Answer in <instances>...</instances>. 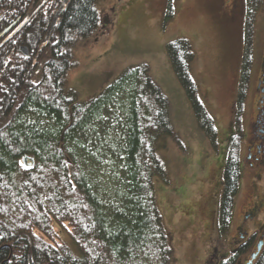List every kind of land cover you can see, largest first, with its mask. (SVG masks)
Segmentation results:
<instances>
[{
    "label": "trees",
    "instance_id": "obj_1",
    "mask_svg": "<svg viewBox=\"0 0 264 264\" xmlns=\"http://www.w3.org/2000/svg\"><path fill=\"white\" fill-rule=\"evenodd\" d=\"M95 1H68L48 52L36 53L33 58L32 53L28 58L15 52L3 53V59L9 55L14 65L4 64L3 76L11 80L1 86L0 95V244L7 243L2 245L4 255L14 244L18 251L15 260H6L8 264H169L171 260L173 251L152 182L153 175L166 179L163 162L155 152L157 139L162 135L175 138L166 94L142 62L122 68L86 100L78 99L76 90L66 86L69 72L78 65L75 40L91 36L99 25ZM261 3L245 0L236 130L228 139L216 207L220 236L229 229L238 187L241 135L237 126L252 63L253 25ZM165 46L198 126L215 148L213 119L198 98L189 71L193 58L190 43L179 37ZM113 101L121 113L117 124L121 133L117 145L99 152L105 158L120 159L122 183L108 206L93 188L71 139ZM27 108L46 118L49 125L23 123L21 116ZM262 123L264 111L257 107L250 137ZM53 219L70 227L71 244L53 243ZM254 235L238 242L218 264H235L248 252L247 261L255 249L250 250ZM250 264H264V239Z\"/></svg>",
    "mask_w": 264,
    "mask_h": 264
},
{
    "label": "rangeland",
    "instance_id": "obj_2",
    "mask_svg": "<svg viewBox=\"0 0 264 264\" xmlns=\"http://www.w3.org/2000/svg\"><path fill=\"white\" fill-rule=\"evenodd\" d=\"M95 7L99 25L91 36L75 40L78 65L69 72L66 86L76 90L78 99L86 100L122 68L142 62L166 94L175 138L162 135L157 139L155 152L163 162L166 179L153 175L152 182L173 251L169 264H218L243 241L238 236L240 231L248 237L255 233L252 250L259 238L264 239V155L258 162L249 153L251 125L260 106L257 87L264 61V0L255 15L252 63L237 126L241 135L238 187L229 229L222 236L217 234L216 207L228 139L236 130L235 97L245 0H96ZM179 37L189 41L193 52L189 71L198 98L213 119L215 148L199 128L166 52L165 44ZM120 115L113 101L71 139L93 188L108 206L122 183V165L119 158H105L99 149L117 145ZM21 118L28 125H49L46 118L30 108ZM260 127L255 129V136ZM251 206L252 213L246 214ZM52 228L53 243L71 244L66 222L53 219ZM247 255L248 252L239 256L235 264H243Z\"/></svg>",
    "mask_w": 264,
    "mask_h": 264
},
{
    "label": "flooded vegetation",
    "instance_id": "obj_3",
    "mask_svg": "<svg viewBox=\"0 0 264 264\" xmlns=\"http://www.w3.org/2000/svg\"><path fill=\"white\" fill-rule=\"evenodd\" d=\"M61 0H0V95L2 93L1 86L7 84L10 77L3 76L4 64L9 67H14L13 62L10 61V56L6 55L3 59V53H17L18 56L24 55L26 58L32 53V58L36 53L48 52V47L52 42V35L57 22L60 19L61 13L67 5L66 2L63 9L58 14L57 20L50 28L48 37L44 44L41 42L49 29V25L53 14L58 7ZM26 50V54L23 52ZM41 64V59L38 60V66ZM260 82L258 83V93H260L258 104L260 110L264 111V74L260 73ZM258 107V106H257ZM257 110V109H256ZM262 123L259 133L250 137L249 149L250 153L254 154L257 161L260 162L264 155V139L261 129L264 127ZM254 147V149H253ZM253 207H249L246 214L252 213ZM245 234V235H244ZM263 235V234H261ZM238 236L244 241L248 238L246 232L240 231ZM7 245L3 242L0 244V264H8L6 260L13 257L15 260L18 256V251L13 245L12 248L7 249L4 255L2 245ZM13 262L12 264H14Z\"/></svg>",
    "mask_w": 264,
    "mask_h": 264
},
{
    "label": "water",
    "instance_id": "obj_4",
    "mask_svg": "<svg viewBox=\"0 0 264 264\" xmlns=\"http://www.w3.org/2000/svg\"><path fill=\"white\" fill-rule=\"evenodd\" d=\"M68 0H61L58 7L56 8L54 14H53V17L51 19V22H50V25H49V29L48 31L46 32L42 42H41V46L44 44V42L46 41L47 37H48V34H49V31H50V28L54 25V23L56 22L57 20V17H58V14L60 13V11L63 9V7L65 6L66 2ZM23 52L26 54V50L23 49ZM261 132H263V130L261 129ZM262 242L263 240L262 239H259L255 245V249L249 254V258L247 259V261H245L244 264H250L253 260V258L256 256V254L258 253V251L260 250V247L262 245Z\"/></svg>",
    "mask_w": 264,
    "mask_h": 264
}]
</instances>
